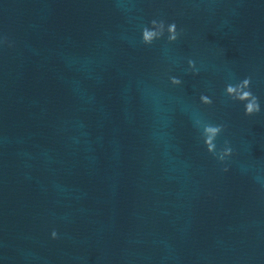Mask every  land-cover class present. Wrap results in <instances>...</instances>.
<instances>
[{
    "label": "water",
    "instance_id": "95a60500",
    "mask_svg": "<svg viewBox=\"0 0 264 264\" xmlns=\"http://www.w3.org/2000/svg\"><path fill=\"white\" fill-rule=\"evenodd\" d=\"M5 39L0 264H264V0H0Z\"/></svg>",
    "mask_w": 264,
    "mask_h": 264
},
{
    "label": "clouds",
    "instance_id": "9594fccd",
    "mask_svg": "<svg viewBox=\"0 0 264 264\" xmlns=\"http://www.w3.org/2000/svg\"><path fill=\"white\" fill-rule=\"evenodd\" d=\"M150 25V27L144 26L141 30V43L144 45H152L156 40L163 38L165 32L167 33V40L169 43H174L180 35L177 31L175 22L166 25L164 20L153 19L150 21ZM0 43H7V40L0 41ZM188 66L193 74H198L199 69L196 68L194 60L189 59ZM169 79L170 83L174 86L182 84L181 79L177 77L172 76L169 77ZM225 94L233 101L244 103V114L246 116H253L260 113L261 108L259 99L251 91V77H245L234 84H227L225 87ZM200 101L204 105H211L213 103L211 97L203 94L200 96ZM195 126L201 130V138L203 139L207 152L213 155L218 161L224 162L226 158L233 154V149L227 140L224 141L223 148L219 151L217 150L216 139L222 132H224L226 128L225 124H213L199 118L195 120ZM223 170L227 171L228 169L224 168ZM51 235L52 238L55 239L58 234L53 230Z\"/></svg>",
    "mask_w": 264,
    "mask_h": 264
}]
</instances>
